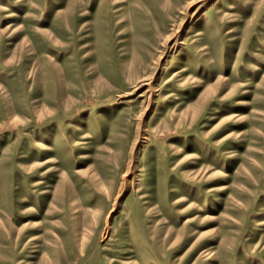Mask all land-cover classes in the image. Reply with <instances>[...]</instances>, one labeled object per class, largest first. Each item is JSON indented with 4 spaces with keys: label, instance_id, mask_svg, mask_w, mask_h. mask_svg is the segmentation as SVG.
Here are the masks:
<instances>
[{
    "label": "rangeland",
    "instance_id": "rangeland-1",
    "mask_svg": "<svg viewBox=\"0 0 264 264\" xmlns=\"http://www.w3.org/2000/svg\"><path fill=\"white\" fill-rule=\"evenodd\" d=\"M0 264H264V0H0Z\"/></svg>",
    "mask_w": 264,
    "mask_h": 264
}]
</instances>
